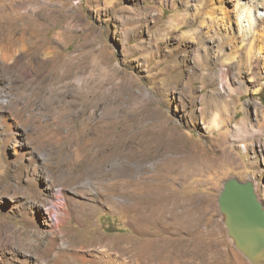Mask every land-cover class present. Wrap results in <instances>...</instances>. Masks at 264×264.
I'll list each match as a JSON object with an SVG mask.
<instances>
[{
    "label": "rangeland",
    "instance_id": "374dc122",
    "mask_svg": "<svg viewBox=\"0 0 264 264\" xmlns=\"http://www.w3.org/2000/svg\"><path fill=\"white\" fill-rule=\"evenodd\" d=\"M254 1L0 0V264L48 244L43 208L30 221L35 201L52 202L47 176L95 209L60 228L77 248L122 246L126 264H264L260 237L255 262L217 203L228 179L254 180L264 209Z\"/></svg>",
    "mask_w": 264,
    "mask_h": 264
},
{
    "label": "bare ground",
    "instance_id": "6f19581e",
    "mask_svg": "<svg viewBox=\"0 0 264 264\" xmlns=\"http://www.w3.org/2000/svg\"><path fill=\"white\" fill-rule=\"evenodd\" d=\"M264 0L260 1H254L252 9L256 14L261 9H264ZM246 4H240V15L243 13L244 8ZM255 14L253 16V23L254 28L261 25L263 23L264 18L261 17L262 13H259V17ZM238 15V16H240ZM251 16V15H250ZM243 27V24H241ZM251 26V25H249ZM245 27V25H244ZM253 27V26H251ZM253 28V29H254ZM4 56L5 54L2 53L1 57L5 60ZM251 181V180H250ZM53 182L54 179L51 176H47L45 178L46 183V190L47 193L50 195L52 202L51 203H36V201L31 206V217L30 221L35 222L34 215L36 214L35 211L40 207L41 209V215L44 222V228L48 231L49 238H48V244L43 248L38 250L37 255L31 256L28 254H22L21 255V263L22 264H75L78 261L84 262L89 257H96L98 259L103 260L106 264H126L125 260L123 258V252L122 250L124 247L118 246L119 244L122 245V240L115 241V245L118 247V255L112 256L108 253V250L105 248L102 249H86L83 250L85 247L77 248L76 245L72 242L71 238L65 234L63 230L60 228L63 227L65 223L66 216L72 212H75V209H77V213L80 214V216H84L89 214L90 211H94V208H85L86 206L83 205H76L74 202H71L70 200L73 199L72 196H65L64 198H61L59 194L54 190L53 188ZM252 185L255 188L256 183L254 180L251 181ZM50 199V200H51ZM49 200V199H47ZM118 213L125 211V202L122 198H119L116 200ZM31 205V204H30ZM30 211V210H29ZM121 214V213H120ZM28 215V214H27ZM74 215V214H73ZM41 217V216H40ZM104 240L106 241V244H111L115 239L111 237H104ZM21 254V253H20ZM195 254V253H194ZM20 263V264H21ZM206 262L202 261L200 264H205Z\"/></svg>",
    "mask_w": 264,
    "mask_h": 264
},
{
    "label": "water",
    "instance_id": "95a60500",
    "mask_svg": "<svg viewBox=\"0 0 264 264\" xmlns=\"http://www.w3.org/2000/svg\"><path fill=\"white\" fill-rule=\"evenodd\" d=\"M217 203L226 218L228 232L237 240L238 249L241 252H251V260L256 262V245L260 240V249H264V239H261L264 237V209L257 200L252 182L228 179L223 183ZM253 235L260 237V240Z\"/></svg>",
    "mask_w": 264,
    "mask_h": 264
}]
</instances>
